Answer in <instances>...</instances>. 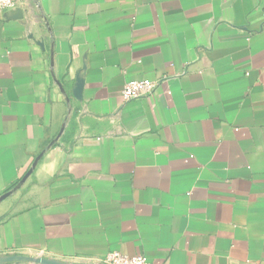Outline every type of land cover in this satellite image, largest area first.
Instances as JSON below:
<instances>
[{
  "label": "crops",
  "instance_id": "obj_1",
  "mask_svg": "<svg viewBox=\"0 0 264 264\" xmlns=\"http://www.w3.org/2000/svg\"><path fill=\"white\" fill-rule=\"evenodd\" d=\"M0 198V264H264V0L0 12Z\"/></svg>",
  "mask_w": 264,
  "mask_h": 264
},
{
  "label": "built area",
  "instance_id": "obj_2",
  "mask_svg": "<svg viewBox=\"0 0 264 264\" xmlns=\"http://www.w3.org/2000/svg\"><path fill=\"white\" fill-rule=\"evenodd\" d=\"M18 0H0V12H5L7 10L16 7ZM37 7H40L38 1L35 2ZM157 88V84L148 79L135 80L127 82L121 92L122 101L124 104L130 103L132 101L145 98L154 94ZM37 258H47L43 255ZM98 264H149L146 259L141 256H127L120 252H110L104 258L100 260Z\"/></svg>",
  "mask_w": 264,
  "mask_h": 264
},
{
  "label": "water",
  "instance_id": "obj_3",
  "mask_svg": "<svg viewBox=\"0 0 264 264\" xmlns=\"http://www.w3.org/2000/svg\"><path fill=\"white\" fill-rule=\"evenodd\" d=\"M3 198H0L2 200ZM32 264H62L61 262H56L48 258H32L30 260Z\"/></svg>",
  "mask_w": 264,
  "mask_h": 264
}]
</instances>
